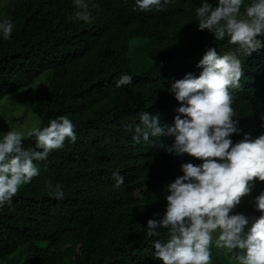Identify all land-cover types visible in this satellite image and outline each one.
Segmentation results:
<instances>
[{
  "label": "trees",
  "instance_id": "obj_1",
  "mask_svg": "<svg viewBox=\"0 0 264 264\" xmlns=\"http://www.w3.org/2000/svg\"><path fill=\"white\" fill-rule=\"evenodd\" d=\"M95 2L87 23L70 19L72 0H8L0 15L14 22L11 39H0V104L23 98L40 126L67 116L78 137L40 161V175L0 207L3 264H162L152 241L166 240L167 230L147 237V221L163 216L165 186L183 174L180 165L202 163L159 147L174 137L136 143L127 125L146 110L172 126L180 102L168 81L198 77L207 48L223 55L237 45L198 29L200 0H170L159 12L140 11L135 0ZM239 56L244 72L232 106L242 132L233 142L264 133V49ZM121 73L133 76L131 85L116 87ZM23 143L35 147V138ZM113 172L125 178L119 188ZM58 182L61 200L49 187ZM251 183L242 197L254 194L258 180ZM212 264L233 261L213 247Z\"/></svg>",
  "mask_w": 264,
  "mask_h": 264
},
{
  "label": "clouds",
  "instance_id": "obj_2",
  "mask_svg": "<svg viewBox=\"0 0 264 264\" xmlns=\"http://www.w3.org/2000/svg\"><path fill=\"white\" fill-rule=\"evenodd\" d=\"M72 3L77 10L70 19L85 23L99 7L95 0ZM169 3L135 0L142 12L164 11ZM195 15L199 30H207L215 41L227 38L237 49L221 55L209 47L196 65L202 69L198 77L189 72L168 81V91L180 102L172 126L165 128L158 113L146 110L139 113L138 123L127 125L136 143L174 137L171 145L159 147L202 161L180 165L183 174L165 186V212L159 219H148L146 236L158 237L161 229L167 230L166 240L152 241L154 256L162 264H212L213 247L226 250L233 264H264V133L255 138L245 133L237 142L232 139L233 133L242 132L232 106L233 90L240 87L244 72L239 53L251 56L264 49V0H216L215 6L200 0ZM13 29L10 18H0V39L10 40ZM132 82L130 73H121L116 87ZM75 128L70 118L60 116L46 126L37 122L27 133L16 126L0 132V207L11 204L20 188L40 175V161L62 149L66 140L77 141ZM26 135L35 138V147L24 146ZM113 179L117 188L125 180L119 172H113ZM254 179L260 184L249 196L253 205L244 208L242 196L252 191ZM49 187L54 198H64L61 183ZM236 206L239 213L233 211Z\"/></svg>",
  "mask_w": 264,
  "mask_h": 264
},
{
  "label": "rangeland",
  "instance_id": "obj_3",
  "mask_svg": "<svg viewBox=\"0 0 264 264\" xmlns=\"http://www.w3.org/2000/svg\"><path fill=\"white\" fill-rule=\"evenodd\" d=\"M7 3L8 0H0V15H2ZM6 121H11L12 123L8 124ZM33 121H35L34 116L23 98L15 95L0 104V132H7L12 126L22 127L27 132V128L34 125ZM243 200L244 208H249L253 205L252 197H243ZM0 264L3 263L0 262Z\"/></svg>",
  "mask_w": 264,
  "mask_h": 264
}]
</instances>
